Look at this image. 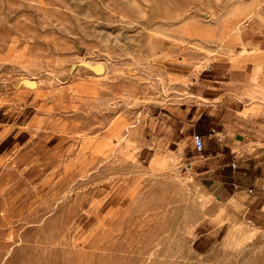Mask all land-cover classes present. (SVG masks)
I'll list each match as a JSON object with an SVG mask.
<instances>
[{
  "label": "rangeland",
  "instance_id": "rangeland-1",
  "mask_svg": "<svg viewBox=\"0 0 264 264\" xmlns=\"http://www.w3.org/2000/svg\"><path fill=\"white\" fill-rule=\"evenodd\" d=\"M231 123L264 126V0H0V264H264Z\"/></svg>",
  "mask_w": 264,
  "mask_h": 264
},
{
  "label": "crops",
  "instance_id": "crops-1",
  "mask_svg": "<svg viewBox=\"0 0 264 264\" xmlns=\"http://www.w3.org/2000/svg\"><path fill=\"white\" fill-rule=\"evenodd\" d=\"M231 124H227L222 133L231 148L229 154L233 156L236 169L231 174L222 173L219 180L216 178V193L221 191L228 200L238 196L243 199L253 198V201L246 202L251 207L264 194V126L258 124L253 128L248 126L246 129H237L235 123ZM237 146L240 148H235ZM223 177L230 178L231 183L224 182ZM231 184L237 186L235 194L229 187Z\"/></svg>",
  "mask_w": 264,
  "mask_h": 264
},
{
  "label": "built area",
  "instance_id": "built-area-1",
  "mask_svg": "<svg viewBox=\"0 0 264 264\" xmlns=\"http://www.w3.org/2000/svg\"><path fill=\"white\" fill-rule=\"evenodd\" d=\"M194 144H195V149L198 152H203L204 149H205V138H204V136L195 135L194 136ZM232 168L236 169V164L235 163L232 164ZM235 187H237V186H235Z\"/></svg>",
  "mask_w": 264,
  "mask_h": 264
},
{
  "label": "bare ground",
  "instance_id": "bare-ground-1",
  "mask_svg": "<svg viewBox=\"0 0 264 264\" xmlns=\"http://www.w3.org/2000/svg\"><path fill=\"white\" fill-rule=\"evenodd\" d=\"M256 2H257V1H256ZM71 177H72V175H70L69 178L67 177V180L64 181V184H65V185H66V184L69 185V183L71 182V180H70ZM77 177H78V175H77ZM83 177H84V176H83ZM76 181H77V180H76ZM65 182H66V183H65ZM74 182H75V181H74ZM64 184H63V185H64ZM0 185H1V184H0ZM4 193H5V190L3 191V194H4ZM1 197H2V196H1ZM1 197H0V198H1ZM5 200H6V199H5ZM1 202H3V204H4V209L2 210V212H3V214H6V212L8 211V209H5V203H6V201L2 200ZM8 203H9V202H7V204H8ZM23 203H24V202H23ZM16 204H17V203H16ZM11 205H12V204H11ZM1 206H2V205H1ZM2 207H3V206H2ZM0 212H1V211H0ZM7 217L9 218V216H7ZM4 219H5V218H4ZM10 219H11V217H10ZM4 221H5V220H4ZM7 221H9V220H7ZM10 225H12V224H9V226H10ZM0 228H3V227L0 226ZM12 229H13V227H12ZM12 231H13V230H12ZM148 233H150V232L148 231ZM9 234H10V233H9ZM11 234H12V232H11ZM146 234H147V233H146ZM150 234H151V233H150ZM150 236H151V235H150ZM150 236H149V237H150ZM145 237H146V236H145ZM146 238H147V237H146ZM148 240H149V239H148ZM147 242H148V241H147ZM145 243H146V242H145ZM147 247H148V248L150 247V243L147 244V246H146L145 248H147Z\"/></svg>",
  "mask_w": 264,
  "mask_h": 264
}]
</instances>
